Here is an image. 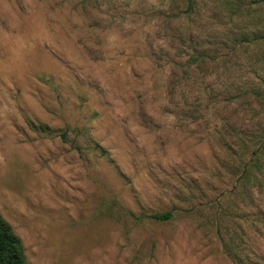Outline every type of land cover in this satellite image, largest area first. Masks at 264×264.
<instances>
[{"label": "rangeland", "instance_id": "rangeland-1", "mask_svg": "<svg viewBox=\"0 0 264 264\" xmlns=\"http://www.w3.org/2000/svg\"><path fill=\"white\" fill-rule=\"evenodd\" d=\"M177 5L0 0V212L29 264H264V189L230 194L219 140L264 128V2ZM189 38L187 82L161 52Z\"/></svg>", "mask_w": 264, "mask_h": 264}, {"label": "trees", "instance_id": "trees-1", "mask_svg": "<svg viewBox=\"0 0 264 264\" xmlns=\"http://www.w3.org/2000/svg\"><path fill=\"white\" fill-rule=\"evenodd\" d=\"M169 1L170 11L176 10L178 7L177 4L181 2V0ZM182 1L185 10L182 13L175 14L172 20V23H175L173 25H178L181 21L191 19L195 0ZM260 1L262 3L264 2V0ZM92 9L93 8H91V10ZM240 41L243 42L245 40ZM187 43L188 44L185 46V52L172 53V47L168 46L164 49L166 52H169V54L164 55L165 53L163 52L165 50H162L161 56L166 58L167 64L172 65L173 67H178L180 69L179 71L182 73V78L180 79L188 82L193 73L206 65V54L205 52L201 53L200 50H197L193 38H189ZM176 59H184L186 62L181 65V62H177ZM179 83L181 85V81ZM254 93L258 97L264 98L261 92L255 91ZM183 99L187 101V97L183 96ZM229 138L230 142L225 141V136H221L219 140L227 146L225 148L230 156H235L239 159L237 184L230 194L240 197L241 200L245 201L248 199L250 201L253 198L254 192L262 193L264 189V128L256 134L240 132L231 134ZM151 218L164 222L172 218V213H155L151 215ZM225 246L228 250H231V247L228 244H225ZM237 257L239 256L237 255ZM0 264H29L22 239L15 232L12 225L4 218L1 212Z\"/></svg>", "mask_w": 264, "mask_h": 264}]
</instances>
